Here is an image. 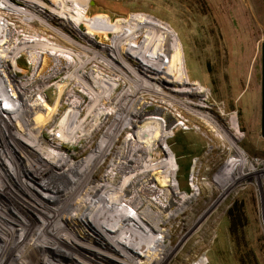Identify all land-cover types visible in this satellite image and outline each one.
Masks as SVG:
<instances>
[{"label": "rangeland", "instance_id": "374dc122", "mask_svg": "<svg viewBox=\"0 0 264 264\" xmlns=\"http://www.w3.org/2000/svg\"><path fill=\"white\" fill-rule=\"evenodd\" d=\"M36 1L39 6L30 8L21 0H0V25L10 30L6 35L1 31L0 35L2 105H0V154L2 158L11 157L16 164L34 173L38 178L36 189L41 193L43 191L41 189L49 188L59 195L80 179L82 185L66 200L68 204H77L78 211H60L59 216L63 219L57 220L56 223V227H62L60 233L67 235L73 242L67 238L56 239V235L50 232L52 235L47 238L51 237L56 245L48 247L44 253L41 252L42 249L34 252L32 264L35 261L36 264L124 262L127 264L126 261L134 264L145 263L147 260L142 259L141 255L144 254L146 257V250L152 247H146L140 238L150 242L158 240V247L154 252L149 250V254L151 256L155 254L154 260L169 255L167 261L169 264H240V260L243 264H264V187L261 186L260 199L258 183L253 181L250 184L246 178L243 179L248 166L245 159H264V139L261 137V45L264 43V0H91L89 9L91 17L106 15L112 24L119 28L130 23L128 25L130 28L133 26L138 29L141 20L145 25L148 20L158 25L156 29L145 26L143 29L149 36L161 39L162 51L163 48H172L170 54L168 53V59L166 58L168 60L166 67L162 65L164 53H160L157 59L159 70L157 69L156 75L159 74L158 77L162 79L159 81L160 84L146 78L140 68L141 65L145 67L149 65V60L136 57L129 51L134 47L130 41L136 37L138 41L139 34L131 36L127 30L121 32L124 35L120 34L117 41L118 49L123 50L116 51L115 54L122 56V62L112 57L110 53L111 49H114V35L107 34V37H104L98 32L88 33L91 29L86 26L73 27L71 21L56 16L55 11H59L56 7L57 0ZM65 7L67 10L71 9L69 13L74 12L75 7L70 3ZM133 16L139 18V23H136L138 22L136 19H129ZM8 21L21 39L27 40L28 43L26 47L24 46L25 49H21L25 53L16 64L13 62L15 60L13 56H8L15 51H6L4 47L15 35ZM143 29L140 33L144 32ZM2 35L5 36L4 41H1ZM170 41L171 43H168ZM46 43L65 54L62 53L64 56L61 54L62 58L56 60L46 53L39 54L38 60L42 66L37 64L38 69H35L27 53L47 49L40 46ZM175 48L181 50L183 71L189 82L185 87L200 92L197 96L187 98L174 93L171 87L179 86L167 81L171 78L164 77V70H171V52L173 49L176 50ZM70 55L74 61L70 59ZM44 58L47 60L46 64H43ZM135 74L141 81L150 82L151 85L148 86L146 83L145 87L139 86L135 81L139 78ZM69 77L73 78L72 81ZM92 79L98 81V86ZM63 82L68 83L61 92L59 101L54 104V98L58 94L57 87L62 86ZM106 83L115 86L113 88L109 86L108 90ZM22 84L30 85L27 91L19 89ZM37 85L46 86L42 89L45 102L38 97L37 90L34 89L38 87ZM31 91L32 93L27 95ZM70 91H73L72 95L76 97L78 95L80 115L76 119L74 114L69 113ZM35 99L39 109L34 111L37 112L38 123L33 128L34 125L29 121L31 114L27 113L29 114L27 116L21 111L22 108L25 109L26 102H33ZM48 106H52L53 109ZM9 108L14 110L16 117H10ZM134 109L143 111L146 118L155 116L162 120V124L154 133L164 137L166 132L170 134L167 145L175 155L178 165L175 178L179 195L169 196L175 205L161 214L163 218L161 217L159 222L161 225L159 233L153 232L151 219L146 215L157 214L156 205L149 202L150 197L145 199V195L142 197L143 194L139 193L144 199H140L143 206L139 207L140 211L136 214L131 207L122 202L123 196L119 189L123 182L121 175L118 176L120 185L116 186L110 182L104 193L111 202L108 209L95 205L96 199H91L100 197L102 188L95 186H101L102 182H106L108 174L117 176V172L112 171V166L123 162L119 158L120 155L115 158L121 151L123 142L138 141L139 147L144 141L143 135L141 136L143 139L137 141L134 137L128 136L129 129L133 128L129 117H126V121H118L119 118L128 115L132 117ZM96 110L102 114V119L101 121L98 119L100 125L98 122L94 129L92 121L99 118L95 117ZM2 115L8 117L6 123ZM24 117L28 118V121ZM51 117H54L55 121L51 122ZM84 118L90 120V123L88 122L90 125L88 123L86 125L91 128V133L78 141H70L72 132L88 129L85 125L79 124ZM64 120L69 121L64 125L62 124ZM135 122L137 130L140 128L146 130V123L149 121L138 118ZM61 124L63 127H60ZM39 129L42 130V137L48 142H52V134L59 131L68 138L67 141H64V138L56 141L62 145L58 152L65 153L70 161V169L66 168L65 172L68 173V178L60 181L61 183L54 179L62 172L55 170L51 165L57 153L54 148L53 151L44 150L46 142L39 138L36 140ZM141 133L145 134L143 131ZM233 138L238 154L234 148L231 150ZM147 152L148 150L144 161L153 164L154 159L149 158ZM158 158L160 156L155 157ZM3 160L0 159V172H6L7 176L10 174L13 177V172L8 170ZM84 173L86 176L82 177ZM12 179L13 181L9 179V185L12 190L14 189L15 195L21 198L34 214L25 207L23 210L36 227L46 228L37 223V219L50 220L52 217L50 213L44 206L41 205L40 208L37 205L41 204L39 199L25 190V184L15 178ZM254 179L259 182L262 180L259 173H255ZM147 180H150L146 183L148 185L156 188L162 186L156 174L150 173ZM139 189L141 190V186L137 188ZM29 190L32 191L31 188ZM0 196V208L10 209V201L15 202V199L6 197L2 192ZM83 202L89 205V209L82 210ZM140 212H144V216L139 215ZM18 214L11 210L5 211L2 215L7 219L17 217ZM31 225L28 223V226ZM1 227L9 230L12 225L3 224ZM51 227L55 226L47 225L46 229ZM14 229L18 230V235H22V228ZM135 243H139L145 253L136 251ZM45 244L47 245V242ZM44 257L46 261L42 263L41 259Z\"/></svg>", "mask_w": 264, "mask_h": 264}, {"label": "bare ground", "instance_id": "6f19581e", "mask_svg": "<svg viewBox=\"0 0 264 264\" xmlns=\"http://www.w3.org/2000/svg\"><path fill=\"white\" fill-rule=\"evenodd\" d=\"M23 1L24 3H26V7H30V8H33L34 6H39L37 3L38 1L36 0H21ZM56 1V0H55ZM67 3H70L73 7H75L74 9V12H71V9L67 10L65 5ZM90 3H91V0H57L56 1V7L59 9V11H55L56 13V16L59 17V18H62L64 20H67V21H71V24H73V27H79L81 28V26H86L88 27L89 29H91L90 31H88V33L90 34H93V33H99L101 34V36H104V37H107V34H111V35H114V49H111V56L113 57H116L119 61H122L123 58L122 56L119 54H115L116 51H121L123 50V48H121L120 50L118 49V38L121 34V32L127 30L131 36H134L136 34H139V37L140 39L138 41H136V38L133 39V41H130L134 44V47H132L129 51L130 53L132 52L136 57H142L145 59V61H148L149 60V65H147L145 67V65H141L142 67H140L143 71H144V75H146V78L150 79V80H153L154 82H157L159 83V81H162V79H160V77H158V75H156V72H157V69H158V63H157V59L160 55V53H164V58H163V66H167V63H168V53L169 51L172 49L170 48H166L164 49L163 48V51H162V44L160 41L161 39L157 40L156 38L152 37V36H149V33L146 32V30L143 29V26L145 27H149V28H155L158 27V25H156V23L152 22V21H146V25L144 24V21L141 20L140 24L138 26H140L138 29L136 28H133V26H131V28L128 26L129 24H126L124 27L122 28H119L117 27V25H114L112 24L111 20L109 17H107L106 15H94V17H91L90 13H89V9H90ZM10 8V7H9ZM39 8H43V7H39ZM14 9V8H13ZM11 10V9H10ZM18 10V9H17ZM44 10V9H42ZM54 11V10H53ZM71 14V15H70ZM138 18V17H137ZM127 19V18H126ZM131 20L133 19H136V16H133L131 18H129ZM138 20V22L136 23H139V18L136 19ZM130 21V20H129ZM114 23V22H113ZM126 23V22H125ZM135 23V22H133ZM135 23V24H136ZM132 24V23H131ZM119 25V24H118ZM113 29V30H112ZM134 29V31H133ZM136 29V30H135ZM144 32L140 33V30H142ZM162 30H164L163 28H161ZM1 31H4L5 32V35L10 31L9 28H6L5 26L3 25H0V35H1ZM86 33V32H85ZM133 33V34H131ZM126 34V32H125ZM163 33H161V37ZM169 34V33H166V35ZM95 35V34H94ZM124 35V34H121V36ZM144 35H146V37H143ZM166 35H165V38H166ZM170 36H172L170 34ZM2 40L1 41H4L5 39V36L2 35ZM92 37V36H91ZM127 37V36H125ZM130 37V36H129ZM124 38V37H123ZM170 38V37H168ZM4 39V40H3ZM167 39V38H166ZM118 40V41H117ZM125 40V38H124ZM129 40V39H128ZM131 40V39H130ZM165 40V39H164ZM70 41V40H69ZM169 41V40H168ZM38 42V41H36ZM43 42V41H41ZM103 42V41H102ZM173 42V41H172ZM3 43V42H2ZM44 43V42H43ZM110 43V42H109ZM165 43V42H164ZM168 43H171L168 42ZM40 44V43H39ZM47 44V43H46ZM46 44H43V45H40L41 47H47V49H44V50H40V51H36L35 50L32 52H26L27 54H29L30 56V59H31V63L32 65L34 64V67L35 69L38 67H36V65H41V63L39 64V60H38V56L39 54L42 55L44 53H46L47 56L49 57H55L53 59H57V58H60L61 57V54L64 53L63 51L59 50V49H56V48H53L52 46L50 45H46ZM112 44H113V41H112ZM176 45V44H175ZM179 45V44H178ZM55 47V46H54ZM80 47V46H79ZM120 47V46H119ZM87 48V47H86ZM110 48V47H109ZM25 49V48H24ZM176 49V48H175ZM95 50V49H94ZM22 51V50H20ZM46 51V52H44ZM112 51H115L112 53ZM126 51V50H125ZM61 52V53H60ZM84 52V50H83ZM146 52V54H145ZM49 53V54H48ZM86 53V52H84ZM83 53V54H84ZM91 53V52H90ZM65 54V53H64ZM128 54V53H127ZM170 54V53H169ZM172 56H171V66H170V71L168 70H164V77L166 76L167 78H171V80H168L167 81H171L172 84L173 82L175 83V85L177 84L179 87L177 88H174V87H171V90L180 95V96H184V97H187V98H190L191 96H197L200 94V92H196V91H193L191 89H189L188 87H185L189 82H188V78H187V75L186 73L183 71L184 69V62H183V58H182V55H181V50L179 48H177L176 50L173 49V51L171 52ZM63 55V54H62ZM167 55V56H166ZM7 56V55H6ZM64 56V55H63ZM67 57V54L65 55ZM72 55H70V59L72 61H74L73 59V56L71 57ZM110 56V57H111ZM170 56V55H169ZM2 57V56H1ZM4 59H6L5 57H3ZM14 58V57H13ZM62 58V57H61ZM68 58V57H67ZM80 58V57H79ZM86 58V57H85ZM88 58V57H87ZM90 58V56H89ZM102 58V57H101ZM138 58V59H140ZM167 58V59H166ZM2 59V58H1ZM103 59V58H102ZM69 60V59H68ZM70 60V61H71ZM81 60V58H80ZM95 60V59H93ZM3 61V60H1ZM10 61V60H9ZM109 61V60H108ZM111 61V60H110ZM118 61V62H119ZM6 62V61H5ZM14 62V61H13ZM47 60L46 58H44L43 60V64H46ZM81 62V61H80ZM105 62V61H104ZM123 62V61H122ZM84 63V62H83ZM142 63V62H141ZM169 64V65H170ZM59 65H60V62H59ZM58 65V66H59ZM80 65V64H78ZM77 65V66H78ZM111 65V64H110ZM42 66V65H41ZM44 66V65H43ZM56 66V65H55ZM82 66V64H81ZM66 67V66H65ZM161 67V66H159ZM58 68V67H57ZM81 68V67H80ZM68 69V68H67ZM57 70V69H56ZM60 70V69H59ZM58 70V71H59ZM129 70V69H128ZM159 70V69H158ZM162 70V69H160ZM167 71V72H166ZM2 72V71H1ZM128 72V71H127ZM159 72V71H158ZM54 73V71H53ZM58 73V72H57ZM82 73V72H81ZM166 73V74H165ZM171 73V74H170ZM31 74V73H30ZM133 74V72L131 73V75ZM74 75V74H73ZM72 75V76H73ZM137 77L138 75L135 74ZM148 75V76H147ZM77 77V76H76ZM165 77V78H166ZM72 81L73 78L69 77ZM79 78V77H78ZM139 78V77H138ZM144 78V77H143ZM68 79V78H67ZM69 79V80H70ZM66 80V79H65ZM81 80V79H80ZM93 80V79H92ZM144 80V79H143ZM147 80V79H146ZM78 81V79H77ZM82 81V80H81ZM95 82V80H93ZM109 81V80H108ZM137 82V84L141 87H145L147 86H150V82H145V81H141V79L139 78L138 80H135ZM135 82V84H136ZM29 83V82H27ZM68 83V82H67ZM67 83H64L63 82V85L62 86H58L57 89H58V94H57V97L54 98V104L57 103L60 99V95H61V92L63 91V89L66 87ZM96 85L98 86V81L95 82ZM113 82H111L112 84ZM147 83V84H146ZM166 83V82H165ZM21 84V83H20ZM133 84V83H132ZM160 84V83H159ZM81 85H82V82H81ZM86 85V84H85ZM109 90V86L111 85H107V83L105 84ZM38 87L37 88H34L37 90V93H38V97L43 100L45 102V100L43 99V96H42V89L44 87H40L39 85H37ZM92 89L93 86L92 84L90 85ZM115 86V84H113L111 87L113 88ZM153 86V85H152ZM160 86V85H159ZM21 90H26L30 87V85L28 84H22L19 86ZM28 87V88H27ZM41 89H40V88ZM110 87V88H111ZM170 87V86H169ZM176 87V86H175ZM106 88V89H107ZM134 88V87H133ZM137 89V88H136ZM86 90V89H85ZM160 90V89H159ZM27 91V90H26ZM134 91V90H133ZM72 92L73 91H70L68 92V98L71 99L70 101V111L69 113L70 114H74L75 116V119L77 118L78 115H80V112L78 111V95L76 97V95H72ZM84 93V92H83ZM86 93V92H85ZM90 93V92H88ZM87 93V94H88ZM130 93V92H129ZM158 93V92H157ZM161 93V92H160ZM165 93V92H164ZM27 94V93H26ZM76 94V93H75ZM131 94V93H130ZM24 95V94H23ZM127 93H125L124 96H126ZM132 95V94H131ZM134 95V94H133ZM132 95V96H133ZM91 96V95H90ZM111 96V95H110ZM165 96V95H164ZM167 96V94H166ZM165 96V97H166ZM160 97V96H159ZM170 97V96H169ZM92 98V97H91ZM122 98V97H121ZM163 98V97H162ZM81 100V99H80ZM168 100H171V99H168ZM1 101V100H0ZM82 102V101H81ZM167 102V100H166ZM37 103V100L35 99L33 102H26L25 103V109L22 108V113H25V115L29 116V114H31V116H29V121L31 123V125L33 124L35 128V126H37L36 123H38V121L36 120V113L37 112H34L37 108H38V103ZM125 103V102H124ZM72 104V105H71ZM104 104V103H103ZM1 105V104H0ZM2 106V105H1ZM83 106V105H82ZM94 106V105H93ZM138 106V105H137ZM54 107V105H53ZM53 107H49L48 108H52ZM121 107V106H120ZM131 107V106H130ZM182 107V106H181ZM6 108V107H5ZM100 108V107H99ZM39 109V108H38ZM121 109V108H120ZM8 110V109H7ZM46 110V109H45ZM135 110V109H134ZM2 112H5V110L1 109ZM9 115L10 117H14L15 116V112L13 109L9 108ZM40 112V110H39ZM141 112V113H140ZM29 113V114H27ZM46 113V112H44ZM93 113V112H92ZM103 113V112H102ZM18 114V113H17ZM33 114V115H32ZM120 114V113H119ZM132 117H130L129 115L128 116H125V117H122V118H117L119 122L121 121H126L127 118L126 117H129V122L130 124L133 126L132 129H129L128 131V136L130 137H134L137 140H141V136L143 135L145 138H144V141L140 144L141 146L137 147L138 146V141L135 142V141H131V142H128L127 140L123 142V145H122V148H121V151L119 152V154L116 155L115 158H121L123 162H119L117 164H114L112 166V171L114 172H117L116 175L117 176H114V175H111V174H108L106 177L107 180L106 182H102V185L101 186H95L97 188H102V193L100 194V197H97V198H91V199H96L95 202L96 204L95 205H99L101 207H106L107 209L111 206L110 205V201L108 200V197L104 194L105 191H107L108 187L110 186V182H113L116 186H118V184L120 185L121 182H118V176L121 175V180L123 181L121 183V187L119 188L120 191L122 192V196H123V200L122 202H124L127 207H131V209H133V212L136 214L140 211V208L143 206L141 205L142 201L140 199H144V198H141V196L143 197L145 195V199H147L148 197H150V201L149 202H153L152 204L156 205L157 207V214L153 213V214H147V218L151 219L150 220V224L152 225V229H153V232L154 233H159L160 230H159V226H161L159 224V222H161V217L163 218V215H161L162 213H165V210L171 208V207H174L175 205V202L172 201V199L170 200L169 196H173V195H179L178 193V189H177V181H176V173L178 171V165L176 163V159H175V155L172 153V151L170 150V148L168 147L167 145V139H168V136L170 134H168L166 131L167 129H165V132H166V137L164 136H159L158 134H155L154 131L155 129L158 130V126L162 124V120L159 118V117H150V118H146L145 115L143 113V111H141L140 109L139 110H135L133 111L132 113ZM24 115V114H23ZM54 116V115H53ZM67 116V115H66ZM99 118H95V117H98ZM6 117L5 115H2V118H4V121L6 123ZM16 117V116H15ZM40 117V116H39ZM42 117V116H41ZM55 117V116H54ZM54 117H51V122L55 121ZM95 119L92 121V124L94 123V126H92V128H96L97 127V123L99 121H101L102 119V114L99 112V110H96V114H95ZM1 118V117H0ZM8 118V117H7ZM20 118V117H19ZM18 118V119H19ZM25 119H27L28 121V118L24 117ZM142 119V120H148L149 122L146 123L147 125V128L146 130L144 128V130H142L141 128L137 130V125L134 126V124H136L137 122H135L136 119ZM99 119V121H98ZM17 120V119H16ZM92 120V119H91ZM8 121V119H7ZM37 121V122H36ZM69 120H64L62 124H66ZM90 120H88L87 118H84L83 120H81L79 122L80 126L82 125H85L86 127H88L86 124L89 122ZM24 122V121H23ZM33 122V123H32ZM11 123V122H10ZM22 123V122H20ZM26 123V122H25ZM90 123V122H89ZM88 123V124H89ZM164 123V122H163ZM8 124V123H7ZM60 125V127H63V125ZM90 125V124H89ZM99 125H100V122H99ZM98 125V126H99ZM24 126V125H23ZM69 126V125H68ZM164 126V125H163ZM7 127V125H6ZM5 127V128H6ZM71 127V126H70ZM139 127V126H138ZM155 127V128H154ZM157 127V128H156ZM215 127V126H214ZM11 128V127H10ZM27 128V127H26ZM33 128H31V131L33 130ZM67 128V127H66ZM82 128V127H81ZM172 128V127H171ZM29 129V128H28ZM83 129V128H82ZM85 129V128H84ZM236 129V128H235ZM80 130V129H79ZM140 130V131H139ZM152 130V131H151ZM172 130V129H171ZM229 130V129H228ZM234 130V129H233ZM8 131V130H7ZM27 131V130H26ZM91 128L88 127V129H86L85 131L84 130H80V132H72V134H70V141H78L80 139H82L83 137L87 136L91 133ZM141 131L145 132V134L141 133ZM12 132H14L12 130ZM60 132V131H59ZM55 133V134H52V137H53V141L52 142H48L46 141V139H44L42 137V130L39 129L38 130V135L36 136V140L39 138V139H42L46 142V147L44 148V150H47V149H50L49 151H53V148L54 150L56 151L57 155L55 157H53V159H55V161L51 162V165L53 166V168L57 171H59L61 174L59 175L58 178L54 179V180H57L59 183H61L60 181H63L65 180L66 178H68L67 174L68 173H65L67 170L66 168H69V164H70V161H68V156L64 154H60L58 151L60 150V147L62 148V145H60V143H57L58 140H62V138H64V141H67L68 138L64 136L63 133ZM62 132V131H61ZM240 132V131H239ZM10 133V132H9ZM66 133V132H65ZM228 133V132H227ZM15 135H18L16 132H14ZM34 134V133H33ZM141 134V135H140ZM237 134V133H236ZM174 135V134H173ZM233 135V134H232ZM30 136V134L28 135ZM236 136V135H235ZM31 137V136H30ZM33 138V137H32ZM110 138V137H109ZM34 139V138H33ZM32 139V140H33ZM67 139V140H66ZM143 139V138H142ZM236 139V138H235ZM238 139V138H237ZM31 139H29L30 141ZM109 140V139H108ZM29 141H27L26 143L28 144ZM57 141V142H56ZM231 150L234 148V151L238 154L236 148H235V145H234V138L231 140ZM73 143V142H72ZM146 145V147H145ZM154 148V150H153ZM52 149V150H51ZM146 150H148L147 154L150 156L149 158H153L154 159V163L151 164L150 161H148L146 163L145 158L146 157ZM102 151V150H101ZM159 151V152H158ZM9 153V152H8ZM2 154H0V159L3 160V162L7 165L8 167V170L9 171H12L13 172V177L8 174H6V172H0V192H2L6 197L10 198V199H15V202H11L10 201V209H4V208H0V264H32V260H33V255L35 254L34 252L36 251H39L41 250V252H47V248L48 247H54V245H56V242H52V239L51 237L48 239L47 237L52 235V234H55L56 235V239H59V240H62V238H67L68 241L70 242H73V240L71 241L67 235H62L60 232H62V227L59 228L58 226L56 227V223H57V220H61L63 218H61L59 216V213L60 211H64V212H67V211H70L72 212V210H77L78 211V207H77V204L75 203H66L68 201L67 200V197H69L73 191H76L81 185V179L77 181L76 184H73L71 186H69L68 190L66 189L63 193L61 194H56L53 192L52 189H49V188H46V189H41L43 190L42 193L40 191H38L36 189V184L38 182V178L37 176L34 175V173L32 174L31 172L27 171L23 166H21L20 164H16L14 161V159H12L11 157H7V156H1ZM160 156V158L158 159H155V157L157 156ZM155 156V157H154ZM161 157H163L161 159ZM143 159V160H142ZM245 161V160H244ZM2 162V163H3ZM246 162V161H245ZM116 163V162H115ZM47 165V164H46ZM120 165V166H119ZM148 165H150V167H147ZM137 166V168H135ZM19 167V169H18ZM24 169V170H23ZM70 169V168H69ZM1 171V170H0ZM7 171V170H6ZM70 171V170H68ZM84 171V170H83ZM87 172V171H85ZM8 173V171H7ZM65 173V174H64ZM150 173H153V175H157L158 176V179L160 181V183L162 184L161 187L159 188H156L154 186H151V185H148L146 184L148 181L150 180H147L148 178H150ZM64 174V175H63ZM10 175V176H9ZM86 176V173H84V175H82V177H85ZM152 176V175H151ZM244 176V175H243ZM39 177V176H38ZM12 178H15L16 180H18L20 183L22 184H25V190H27L33 197L39 199L38 201L41 203H37V205L41 207L44 206L45 207V210L48 211L50 213V215L52 216L50 220H48L47 218H44V219H40L38 220L37 219V223H40L42 224L41 226H45L47 228V225H51V226H55L54 228H39V227H36L35 226V223L32 222V220L30 219V217L28 216V214H26V212L23 210L24 207L27 209V211L33 213V211L28 208L26 206V204L21 200V198L17 197L15 195V191L12 190L11 186L9 185L10 181L9 179H11V181H13ZM106 179V178H105ZM43 180V179H42ZM42 180H40V182H42ZM9 181V182H8ZM45 181V180H44ZM55 181V183L57 182ZM103 181V180H102ZM47 182V181H46ZM45 182V183H46ZM67 182V181H66ZM15 183V182H13ZM44 183V182H43ZM84 183V182H83ZM223 183V182H222ZM41 185V184H40ZM45 185V184H44ZM139 185V186H138ZM46 186V185H45ZM141 186V190H137L138 187ZM44 187V186H43ZM31 188L32 191H30L29 189ZM166 190H164V189ZM40 189V187H39ZM159 189V190H158ZM81 191V190H80ZM35 192V193H34ZM40 192V193H39ZM44 192H47L46 194H44ZM17 193V192H16ZM76 193V192H75ZM78 193V192H77ZM119 193V192H118ZM139 193H142L143 195L139 196ZM74 194V193H73ZM20 196V194H18ZM46 195V197H45ZM120 195V194H119ZM182 195V194H181ZM128 196H131L128 198ZM1 197V196H0ZM71 198V197H70ZM34 200V199H33ZM44 200V201H42ZM69 200V199H68ZM82 200V199H81ZM79 201V199H78ZM80 202V201H79ZM2 203H5V202H2ZM81 203V202H80ZM79 203V204H80ZM29 204V203H28ZM179 204H177L178 206ZM3 206V205H2ZM82 207V210L83 209H89V205H87V203L83 202V205H81ZM140 207V208H139ZM98 209V208H97ZM147 209V208H146ZM145 209V210H146ZM12 212H16L19 216L17 217H13V218H4L3 217V213L5 211L9 212L11 211ZM80 210V209H79ZM103 210V208H102ZM148 210V209H147ZM45 211V212H46ZM136 211V212H135ZM149 211V210H148ZM103 212V211H102ZM149 212H152V211H149ZM28 213V212H27ZM144 212H140L139 215H143ZM34 214V213H33ZM66 214V213H64ZM69 215V214H68ZM73 215V214H72ZM70 215V216H72ZM165 215V214H164ZM151 216V218H150ZM32 217V216H31ZM66 217V216H65ZM75 217V216H74ZM172 217V216H171ZM70 218V217H69ZM128 219V218H127ZM171 219V218H170ZM70 221V220H69ZM133 222V220H130ZM163 221V220H162ZM165 222V221H164ZM162 222V223H164ZM28 223L31 225V226H28ZM9 225L11 224L12 227L9 229V230H6L4 227H1L2 225ZM59 225V224H58ZM62 225V224H61ZM121 226V225H120ZM136 226V225H135ZM90 227V226H89ZM137 227V226H136ZM14 228H17V229H20L22 228V235H18L17 234V231L16 229ZM8 229V228H7ZM99 229V228H97ZM61 230V231H60ZM65 230V229H64ZM136 230V228H135ZM52 234H51V233ZM65 233V232H64ZM103 233V232H102ZM108 233V232H107ZM106 233V234H107ZM139 233V232H138ZM137 233V234H138ZM105 234V233H104ZM109 234V233H108ZM140 234V233H139ZM143 235V234H142ZM75 237V236H74ZM129 237V236H128ZM141 242H144L146 244V247H152L151 249H149L150 251H155L156 247H158V240L157 241H146L144 238H140ZM100 243L104 245V242H102L101 239H99ZM47 242V245L45 244ZM40 243V244H38ZM75 243V242H74ZM98 243V242H97ZM46 245V247H44ZM133 245V244H132ZM131 245V246H132ZM135 250L136 251H139L141 253L144 252L141 247V245L139 243H135ZM43 246V248H42ZM106 246V244H105ZM56 247V246H55ZM57 248V247H56ZM89 248V247H88ZM87 249V248H86ZM72 250V249H71ZM149 250H146V257L143 255H141V257H143L142 259H146L147 261L144 263V262H137V264H169L167 263L168 261V258H169V255H167L165 258L161 257L159 258V260H154L155 258V254H153L152 256L149 254ZM53 251V250H52ZM73 251V250H72ZM55 252V251H54ZM145 253V252H144ZM150 255V256H149ZM45 256V255H44ZM79 256V255H78ZM147 256H149V258H147ZM152 257V258H150ZM80 258V257H79ZM39 259V258H38ZM82 259V258H80ZM152 259V260H151ZM42 263L46 261V258L44 257V259L42 258ZM120 260V259H119ZM150 260V261H148ZM88 261V260H87ZM123 261V260H122ZM121 261V263H122ZM124 262V261H123ZM127 264H134V262H131V261H126ZM37 262L35 261L34 264H36ZM93 264V263H92ZM123 264H126L125 262Z\"/></svg>", "mask_w": 264, "mask_h": 264}, {"label": "built area", "instance_id": "2783aa9c", "mask_svg": "<svg viewBox=\"0 0 264 264\" xmlns=\"http://www.w3.org/2000/svg\"><path fill=\"white\" fill-rule=\"evenodd\" d=\"M8 25H10V28L14 29L15 35L12 36V39L9 40L7 43H5V50L6 51H11L14 50L15 52L11 55L8 56H13L14 57V63L16 64L18 60L21 59L22 54L25 53L24 51H20L21 49L24 48V46L28 43L27 40H22L20 35H18V32L16 31V29L13 27V25L8 21ZM26 47V46H25ZM17 54V55H16ZM17 56V57H16ZM11 58V57H10ZM18 90V89H17ZM31 92H28L27 95L31 94ZM247 165V169L244 172V176L243 179H247L248 182H250V184H252V182L256 181L258 183V187H259V195H260V199H262L261 197V186L264 187V159L261 158H253L250 160H246ZM255 173H259L260 174V178L262 179L260 182L259 180H255L254 179V175ZM256 183V184H257Z\"/></svg>", "mask_w": 264, "mask_h": 264}, {"label": "water", "instance_id": "95a60500", "mask_svg": "<svg viewBox=\"0 0 264 264\" xmlns=\"http://www.w3.org/2000/svg\"><path fill=\"white\" fill-rule=\"evenodd\" d=\"M261 137L264 139V43L261 45Z\"/></svg>", "mask_w": 264, "mask_h": 264}, {"label": "trees", "instance_id": "16d2710c", "mask_svg": "<svg viewBox=\"0 0 264 264\" xmlns=\"http://www.w3.org/2000/svg\"><path fill=\"white\" fill-rule=\"evenodd\" d=\"M231 214H232V212H231V210H230V212H229V216H231ZM240 264H243L242 260H240Z\"/></svg>", "mask_w": 264, "mask_h": 264}]
</instances>
